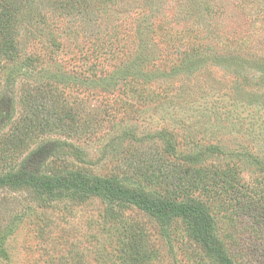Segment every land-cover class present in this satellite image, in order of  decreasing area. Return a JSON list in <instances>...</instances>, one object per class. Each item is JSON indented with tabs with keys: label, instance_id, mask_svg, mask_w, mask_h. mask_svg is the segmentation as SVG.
<instances>
[{
	"label": "rangeland",
	"instance_id": "rangeland-1",
	"mask_svg": "<svg viewBox=\"0 0 264 264\" xmlns=\"http://www.w3.org/2000/svg\"><path fill=\"white\" fill-rule=\"evenodd\" d=\"M64 1L0 0V176L196 200L234 264H264V0ZM209 147L193 185L181 157ZM0 264L216 262L182 219L4 188Z\"/></svg>",
	"mask_w": 264,
	"mask_h": 264
},
{
	"label": "trees",
	"instance_id": "trees-1",
	"mask_svg": "<svg viewBox=\"0 0 264 264\" xmlns=\"http://www.w3.org/2000/svg\"><path fill=\"white\" fill-rule=\"evenodd\" d=\"M64 2L67 9L73 7L78 9L83 4H85V7L87 6L83 0H66ZM209 148L208 153L196 152L195 154L181 157L183 164L197 167L196 174L200 177L199 181L192 183L193 185L204 187L205 183L210 182L201 172V166L206 164L205 158L208 154L213 155L215 154L213 152L218 151V149L216 147ZM215 176L217 175L215 174ZM229 187L230 185H228ZM4 188L30 189L41 195H50L56 191L80 192L84 195L104 197L109 200L133 205L149 217L162 223L179 218L188 225L194 240L216 264H234L233 260L227 255L224 246L214 234L212 217L206 208L196 200L188 199L177 203L151 199L143 193L129 191L107 179H87L79 173H70L57 177H37L25 168L0 176V190ZM182 190L181 188L177 189L178 192Z\"/></svg>",
	"mask_w": 264,
	"mask_h": 264
}]
</instances>
